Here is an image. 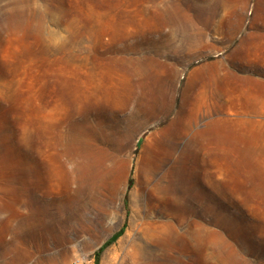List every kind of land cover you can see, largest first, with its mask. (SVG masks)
Here are the masks:
<instances>
[{
    "label": "rangeland",
    "instance_id": "374dc122",
    "mask_svg": "<svg viewBox=\"0 0 264 264\" xmlns=\"http://www.w3.org/2000/svg\"><path fill=\"white\" fill-rule=\"evenodd\" d=\"M76 259L264 264V0H0V264Z\"/></svg>",
    "mask_w": 264,
    "mask_h": 264
},
{
    "label": "built area",
    "instance_id": "2783aa9c",
    "mask_svg": "<svg viewBox=\"0 0 264 264\" xmlns=\"http://www.w3.org/2000/svg\"><path fill=\"white\" fill-rule=\"evenodd\" d=\"M80 263H81L80 259H76L73 264H80Z\"/></svg>",
    "mask_w": 264,
    "mask_h": 264
},
{
    "label": "bare ground",
    "instance_id": "6f19581e",
    "mask_svg": "<svg viewBox=\"0 0 264 264\" xmlns=\"http://www.w3.org/2000/svg\"><path fill=\"white\" fill-rule=\"evenodd\" d=\"M34 218V217H33Z\"/></svg>",
    "mask_w": 264,
    "mask_h": 264
},
{
    "label": "crops",
    "instance_id": "0c3cea01",
    "mask_svg": "<svg viewBox=\"0 0 264 264\" xmlns=\"http://www.w3.org/2000/svg\"><path fill=\"white\" fill-rule=\"evenodd\" d=\"M81 264V263H80Z\"/></svg>",
    "mask_w": 264,
    "mask_h": 264
}]
</instances>
